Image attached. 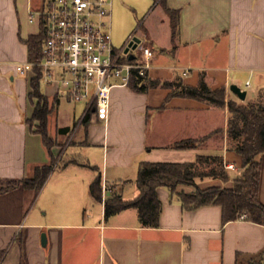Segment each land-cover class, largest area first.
Segmentation results:
<instances>
[{
  "label": "crops",
  "instance_id": "obj_1",
  "mask_svg": "<svg viewBox=\"0 0 264 264\" xmlns=\"http://www.w3.org/2000/svg\"><path fill=\"white\" fill-rule=\"evenodd\" d=\"M44 2L0 0V180L29 177L50 157L41 135L27 122L36 103L29 97L34 74L15 69L17 62L29 60L25 40L40 31L37 12ZM154 4L141 30L132 32L155 52L143 81L149 86L142 91L114 87L106 120L90 111V119L83 123L86 101L81 100L78 119L74 106L73 116L59 121L66 97L41 84L51 106L49 134L58 142L67 140L65 148L71 146V151L39 191L22 185L0 191V264H264L260 260L264 225L239 216L224 221L219 204L183 207L178 193L192 188L186 184L177 185L175 192L157 188L161 209L156 226L143 225L134 207L109 217L104 214L106 196L138 195L136 178L143 160L184 162L201 154H222L229 179L215 178L211 183L225 187L242 170L240 154L227 147L228 111L222 112L221 122L207 125L219 107L176 92L183 84L197 85L201 77L217 88L241 83L240 73L264 75V0H154ZM165 6L179 11L174 38ZM153 13L156 17L150 18ZM257 90L251 96L246 93L244 100L232 91L230 95L243 104L264 100V83ZM66 126L70 129L58 131ZM72 126L75 134L68 143ZM207 134L196 147L174 146L183 138ZM51 152L61 156L60 145H53ZM72 158L78 163L68 162ZM260 160L259 199L264 204V155ZM91 165L102 175V200L90 193L97 174Z\"/></svg>",
  "mask_w": 264,
  "mask_h": 264
},
{
  "label": "trees",
  "instance_id": "obj_2",
  "mask_svg": "<svg viewBox=\"0 0 264 264\" xmlns=\"http://www.w3.org/2000/svg\"><path fill=\"white\" fill-rule=\"evenodd\" d=\"M165 9L170 16L172 37L174 38L178 30L179 11L166 6ZM45 35V26L41 23L40 31L37 34H31L25 40L29 60H37L41 57ZM36 73L30 79L32 90L29 94L30 99L36 98V103L27 122L31 124V121H38L35 131L41 135L43 143L49 151L51 162L37 165L32 177L0 180V191L22 185L24 188H31L37 192L52 171L54 156L51 148L54 143H52L47 126L51 106L48 97L41 89L42 80L37 68ZM144 79L146 76L133 74L129 86L142 91L149 86L143 82ZM153 84L155 82H151V85ZM224 91L223 86L211 88L201 77L197 85L183 84L176 93L185 97L209 101L219 107H226L228 111L227 147L235 150L242 159V170L239 175L233 178V184L230 187L211 186L205 189L197 185L196 178L204 176L219 178L222 181L229 179L222 154H201L197 155L193 161L184 162L143 160L139 162L137 171L138 195L132 199H124L115 193L106 196L104 198L106 217L122 209L134 207L137 209L139 220L143 225L156 226L159 223L161 209L157 188L167 187L171 192H175L177 185L188 184L194 187L193 192L178 193L183 207L195 208L204 204H219L222 207L224 221L236 219L240 214L245 213L246 219L264 225V204L259 199L260 156L264 155V100L261 98L255 102L243 104L234 99H226ZM90 115L91 112L87 111L82 117V122L86 123L90 119ZM69 129L68 126L60 127L58 131L65 132ZM218 131L219 129H216L214 132ZM221 131L223 130L221 129ZM209 135L183 138L177 141L174 146L178 148L196 147L202 144ZM68 162L78 163L74 158ZM81 163L86 164L87 162ZM91 167L97 170V174L90 183V193L96 200H102V175L96 166L91 165ZM260 260L261 263L264 262V253Z\"/></svg>",
  "mask_w": 264,
  "mask_h": 264
},
{
  "label": "built area",
  "instance_id": "obj_3",
  "mask_svg": "<svg viewBox=\"0 0 264 264\" xmlns=\"http://www.w3.org/2000/svg\"><path fill=\"white\" fill-rule=\"evenodd\" d=\"M112 0H45L37 12L46 35L41 57L17 62L20 74L39 69L42 83L58 95L86 101L87 111L107 119L111 92L116 86H129L133 74L146 76L155 52L131 33L116 47L111 35ZM34 17V15H31ZM130 56H133L132 58ZM250 84L247 79L245 85ZM239 218L246 219L242 213Z\"/></svg>",
  "mask_w": 264,
  "mask_h": 264
},
{
  "label": "rangeland",
  "instance_id": "obj_4",
  "mask_svg": "<svg viewBox=\"0 0 264 264\" xmlns=\"http://www.w3.org/2000/svg\"><path fill=\"white\" fill-rule=\"evenodd\" d=\"M155 4H154V0H112L111 1V16H110L111 35H112L113 43L116 47H120L124 43L126 38L128 37L129 33L134 32V30H137L140 27L141 22L146 20L149 12L154 8ZM154 14L155 13H153L150 18H152V17L155 18L156 16ZM40 24H41V22H40ZM40 27H41V25H40ZM138 30L140 31L141 28H139ZM123 36H125V38L122 41H119V39ZM135 36H137L136 32H135ZM223 46H224V40L221 42V54H223L225 52ZM221 58H222V56L220 57V59ZM220 59L218 60V62L220 61ZM239 75L242 79V82L239 83L238 85H240V87L242 89L247 90L248 96H251L252 93H254V94L258 93L257 89L259 88V84L264 83V75H262L260 77L254 73L251 76H248V72H247V74H244V73L241 74L240 73ZM247 79L250 82V84L248 86L245 85V82ZM223 87L225 89L224 92H225V98L226 99H234L235 101H237L239 103H243V101H241L239 98H237L236 95H234L235 98L231 97L230 94L232 92L230 90L229 85L223 86ZM176 88H178V87H176ZM174 90H176V89H174ZM206 102L212 106H217L212 102H209V101H206ZM81 104L82 103H80V101H75L69 97L62 99L60 109H59L60 117L58 118V120L59 121H60V119L65 120L68 117L71 118L73 116L72 110H73L74 106H77L76 119H78L79 115H80L79 112L80 113L82 112ZM225 109H226V107H219V109H217L216 112H214L212 115H210V118L208 119L209 122L207 123V125L208 124L209 125L215 124V123L218 124L219 122H221L222 121V115H223L222 112ZM53 121H54V119H53V117H51V119H50L51 131L53 129ZM78 121L79 120H77V122H75V124H73V125L75 126L78 123ZM37 123H38V121H31V124L29 123V125L31 126V128L33 127V129L36 130ZM47 126H48V122H47ZM74 126H72V130L69 133L68 138L69 137L70 138L68 139V143L70 141H72V138L74 137V134H75L74 133V128H75ZM48 133H49V131H48ZM51 139H52V143H54V145H60L61 156L59 154H57L56 156L53 157L54 163H53L52 171L50 173L60 169L61 165L65 161V158L70 154V151H71V146H67L65 148V145L67 144V140L64 142H62V141L58 142L57 139H55L53 137ZM64 148H65V150H64ZM50 162H51V157H49L48 163H50ZM201 168H203V167H201ZM33 175H34V172L29 177H32ZM213 179H215V178L210 177V176H204L202 178H196V182H197V185L202 189H205V188H208L211 186H223V185H218L216 183H211V181ZM186 185H188V184H186ZM189 186L192 187L190 190H186L184 188L179 189V193L188 194V193L193 192L194 187L192 185H189Z\"/></svg>",
  "mask_w": 264,
  "mask_h": 264
},
{
  "label": "water",
  "instance_id": "obj_5",
  "mask_svg": "<svg viewBox=\"0 0 264 264\" xmlns=\"http://www.w3.org/2000/svg\"><path fill=\"white\" fill-rule=\"evenodd\" d=\"M139 41H140V38L135 37V42L134 43L130 42L129 45L126 47L125 51H128L129 46H132V48H134L136 46L137 42H139ZM130 57L132 58L133 56H130ZM229 87H230V90L233 93H235L240 99H242V100L245 99L246 93H247L246 89H242L240 87V85H238L237 83H231ZM45 239H46L45 234H42V243L43 244H45Z\"/></svg>",
  "mask_w": 264,
  "mask_h": 264
}]
</instances>
